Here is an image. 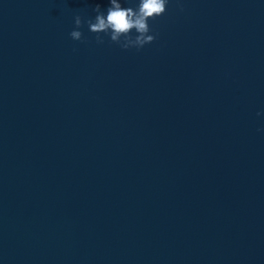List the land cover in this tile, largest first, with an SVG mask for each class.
Returning <instances> with one entry per match:
<instances>
[{"label":"water","instance_id":"obj_1","mask_svg":"<svg viewBox=\"0 0 264 264\" xmlns=\"http://www.w3.org/2000/svg\"><path fill=\"white\" fill-rule=\"evenodd\" d=\"M106 3L0 0V264H264V0Z\"/></svg>","mask_w":264,"mask_h":264},{"label":"clouds","instance_id":"obj_2","mask_svg":"<svg viewBox=\"0 0 264 264\" xmlns=\"http://www.w3.org/2000/svg\"><path fill=\"white\" fill-rule=\"evenodd\" d=\"M168 3L169 0H107L103 8L96 4L92 9L94 15L84 19L83 23L88 31L96 34L98 44H103L107 37L121 49L139 50L156 38L149 21L163 15ZM74 25L69 35L71 39L79 41L82 39L80 15L74 17ZM260 115L258 111L257 116ZM257 131L264 132V128Z\"/></svg>","mask_w":264,"mask_h":264}]
</instances>
